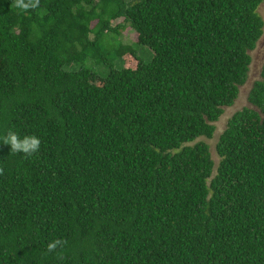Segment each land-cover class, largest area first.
<instances>
[{"label": "trees", "instance_id": "16d2710c", "mask_svg": "<svg viewBox=\"0 0 264 264\" xmlns=\"http://www.w3.org/2000/svg\"><path fill=\"white\" fill-rule=\"evenodd\" d=\"M263 4L0 0V264H264Z\"/></svg>", "mask_w": 264, "mask_h": 264}, {"label": "rangeland", "instance_id": "374dc122", "mask_svg": "<svg viewBox=\"0 0 264 264\" xmlns=\"http://www.w3.org/2000/svg\"><path fill=\"white\" fill-rule=\"evenodd\" d=\"M259 14L264 19V4L259 9ZM122 19L118 20L117 22H114V25L121 23ZM120 39L123 40L124 43H131L134 41H137V35L131 31L130 28H127L123 30ZM137 50L139 53V56L144 60L145 62L149 63L153 59L152 52L147 47L137 46ZM252 56V64L250 66V73L249 78L246 84L242 87H240V95L235 104L230 108H225V113L220 119V121L216 124L217 130L215 134V138L212 140L202 139V141L207 142L211 146V152L213 155V159L218 164L219 157L216 152V146L219 141L220 136L227 128L229 120L234 116L235 113L238 111L243 110L244 108H254L249 103V96L251 93V90L254 86V84L257 81H260L262 79L261 74L264 66V35L262 39L259 41L257 48L251 53ZM125 64L129 66H135V61L130 58H125ZM90 69H92L94 72H96L100 76H106V72L102 68H98L95 64L90 65Z\"/></svg>", "mask_w": 264, "mask_h": 264}, {"label": "clouds", "instance_id": "9594fccd", "mask_svg": "<svg viewBox=\"0 0 264 264\" xmlns=\"http://www.w3.org/2000/svg\"><path fill=\"white\" fill-rule=\"evenodd\" d=\"M4 144L9 145L11 150L17 153H22L27 156H32L38 153L41 149V140L39 137L24 136L21 138L16 133H10L3 138ZM61 244V241H56L48 245V251L53 252L57 249L58 245Z\"/></svg>", "mask_w": 264, "mask_h": 264}]
</instances>
